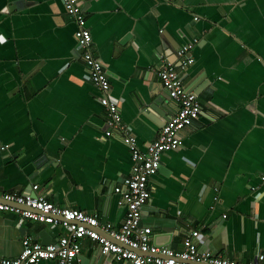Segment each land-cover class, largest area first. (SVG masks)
Returning a JSON list of instances; mask_svg holds the SVG:
<instances>
[{"label":"crops","instance_id":"1","mask_svg":"<svg viewBox=\"0 0 264 264\" xmlns=\"http://www.w3.org/2000/svg\"><path fill=\"white\" fill-rule=\"evenodd\" d=\"M81 1L110 95L142 150L178 109L158 71L195 43L184 81L203 110L150 179L141 223L152 242L183 251L199 229L201 251L241 261L264 255V0ZM76 29L62 0H0V195L43 194L120 229L127 211L115 189L133 161L120 132L105 135ZM66 233L0 212V256L18 257L26 236L49 244ZM80 257L132 264L102 255L88 237Z\"/></svg>","mask_w":264,"mask_h":264},{"label":"built area","instance_id":"2","mask_svg":"<svg viewBox=\"0 0 264 264\" xmlns=\"http://www.w3.org/2000/svg\"><path fill=\"white\" fill-rule=\"evenodd\" d=\"M66 11L75 19V38L78 51L88 70L92 84L100 91V102L105 108L110 130L120 132L131 152L133 170L116 192L121 194L120 204L126 207V219L122 228L103 222L97 216L77 208L62 207L50 201L45 195L3 193L0 195V212H14L24 218L58 225L67 230L53 243L45 244L32 236L23 239V251L15 258L0 256V264H41L53 261L55 264H81V240L88 237L99 245L102 255H109L117 262L132 264H264V255L259 254L250 261L232 260L212 251H201L198 239L199 229H192L185 237V249L174 251L152 242L153 230L142 225L143 209L151 199L150 179L162 165L163 155L177 150L182 145L181 133L191 127L202 113L199 96L187 89L185 72L195 63V43L179 47L180 64L170 61L158 71L159 78L170 97L178 104L177 111L162 127L158 137L142 150L136 136L130 131L122 117L121 108L110 95L109 72L93 51V35L81 0H62ZM197 43V40L195 41ZM264 179V177H263Z\"/></svg>","mask_w":264,"mask_h":264},{"label":"water","instance_id":"3","mask_svg":"<svg viewBox=\"0 0 264 264\" xmlns=\"http://www.w3.org/2000/svg\"><path fill=\"white\" fill-rule=\"evenodd\" d=\"M176 58H177L176 56H174V57H171V58H170V61H171V62H173V63H175L176 65H179V64H180V62H179V61H175V60H176ZM161 169H162V168H160V169H159V171H160ZM33 196H37V195H33ZM46 244H47V243H46Z\"/></svg>","mask_w":264,"mask_h":264}]
</instances>
